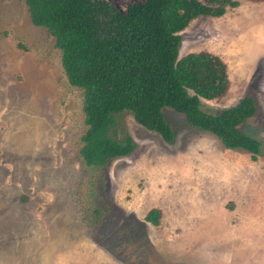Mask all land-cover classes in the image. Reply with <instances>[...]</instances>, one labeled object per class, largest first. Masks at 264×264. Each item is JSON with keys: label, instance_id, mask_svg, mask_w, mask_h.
Listing matches in <instances>:
<instances>
[{"label": "rangeland", "instance_id": "obj_1", "mask_svg": "<svg viewBox=\"0 0 264 264\" xmlns=\"http://www.w3.org/2000/svg\"><path fill=\"white\" fill-rule=\"evenodd\" d=\"M133 1L112 0L121 10ZM235 1L191 20L179 57L223 59L229 88L200 107L215 113L253 96L259 109L241 129L262 154L224 148L165 107L173 141L124 111L116 134L128 132L133 151L92 168L79 153L83 91L69 84L54 37L24 0H0V264H126L142 233L172 264H264V0ZM151 208L161 211L156 226L144 221Z\"/></svg>", "mask_w": 264, "mask_h": 264}, {"label": "trees", "instance_id": "obj_2", "mask_svg": "<svg viewBox=\"0 0 264 264\" xmlns=\"http://www.w3.org/2000/svg\"><path fill=\"white\" fill-rule=\"evenodd\" d=\"M24 1L31 22L54 37L69 84L83 91L86 130L79 153L86 166L102 167L133 151L128 132L123 131L122 137L116 134L117 115L124 111L164 141H173L165 107L183 114L189 125L212 133L224 148L242 149L252 160L262 154V143L241 129L259 109L253 96L244 95L215 113L200 107L202 99L221 97L229 88L223 59L208 51L179 57L180 32L192 19L220 17L226 6L235 7L237 1L141 0L125 10L112 0ZM100 212L94 207L90 219L101 221ZM160 218L161 211L151 208L144 221L156 226ZM140 237L143 244L126 245V264L143 259L145 264L154 259L157 264H172L154 252L146 233Z\"/></svg>", "mask_w": 264, "mask_h": 264}]
</instances>
